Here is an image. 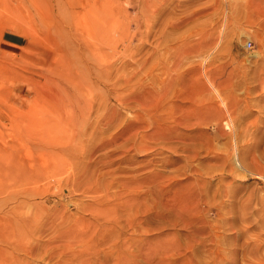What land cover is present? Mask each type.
I'll use <instances>...</instances> for the list:
<instances>
[{
  "label": "rangeland",
  "instance_id": "rangeland-1",
  "mask_svg": "<svg viewBox=\"0 0 264 264\" xmlns=\"http://www.w3.org/2000/svg\"><path fill=\"white\" fill-rule=\"evenodd\" d=\"M0 264H264V0H0Z\"/></svg>",
  "mask_w": 264,
  "mask_h": 264
},
{
  "label": "crops",
  "instance_id": "crops-1",
  "mask_svg": "<svg viewBox=\"0 0 264 264\" xmlns=\"http://www.w3.org/2000/svg\"><path fill=\"white\" fill-rule=\"evenodd\" d=\"M7 39H8V40L5 41V42L8 43V44H12V45H13L14 40H15L14 37H12V36H8Z\"/></svg>",
  "mask_w": 264,
  "mask_h": 264
},
{
  "label": "built area",
  "instance_id": "built-area-1",
  "mask_svg": "<svg viewBox=\"0 0 264 264\" xmlns=\"http://www.w3.org/2000/svg\"><path fill=\"white\" fill-rule=\"evenodd\" d=\"M249 46V44L247 43V47Z\"/></svg>",
  "mask_w": 264,
  "mask_h": 264
}]
</instances>
